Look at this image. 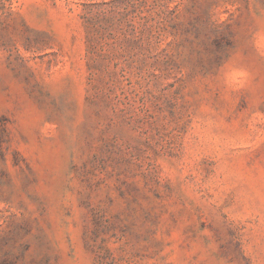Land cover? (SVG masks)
<instances>
[{
  "label": "rangeland",
  "instance_id": "obj_1",
  "mask_svg": "<svg viewBox=\"0 0 264 264\" xmlns=\"http://www.w3.org/2000/svg\"><path fill=\"white\" fill-rule=\"evenodd\" d=\"M0 264H264V0H0Z\"/></svg>",
  "mask_w": 264,
  "mask_h": 264
}]
</instances>
